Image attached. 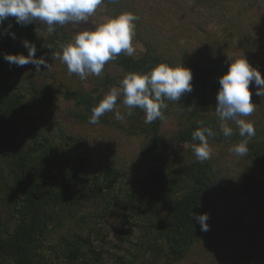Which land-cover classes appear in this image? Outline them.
Instances as JSON below:
<instances>
[{"label":"trees","instance_id":"trees-1","mask_svg":"<svg viewBox=\"0 0 264 264\" xmlns=\"http://www.w3.org/2000/svg\"><path fill=\"white\" fill-rule=\"evenodd\" d=\"M194 2L189 21L181 27L171 23L169 32L175 34L166 36L167 44L158 48L159 42L149 43L141 33L149 54L121 53L100 75L84 80L53 58L71 41L58 27L49 33L45 24L22 26L11 16L0 24V264H189L199 249L216 241L245 244L241 259L264 264V107L252 121L255 136L247 155L231 152L244 138L233 121H227L233 134L223 135L212 101L217 103L219 79L235 59L221 40L212 42L208 28L214 21L228 25L239 31L246 52L264 51V3ZM128 4L108 7L115 16L133 13L139 29L148 27ZM24 40L46 53L50 67L42 66L41 72L73 103L69 121L58 116L54 97L43 92L36 71L4 59L5 54L27 56ZM183 40L188 46L181 45ZM160 63L183 64L193 73L191 92L178 102L164 101L163 120L146 123L139 107L116 120V111H129L121 92L112 112L89 123L106 91L119 89L129 73L146 74ZM250 64L264 76V60ZM256 87L250 84L251 91ZM199 121L216 133L208 138L212 152L204 162L192 149L199 144L192 139ZM168 122L176 128L162 133ZM193 213L209 214L208 231L201 230ZM113 230L117 247L124 249L120 255L105 250Z\"/></svg>","mask_w":264,"mask_h":264},{"label":"clouds","instance_id":"clouds-1","mask_svg":"<svg viewBox=\"0 0 264 264\" xmlns=\"http://www.w3.org/2000/svg\"><path fill=\"white\" fill-rule=\"evenodd\" d=\"M104 0H0V24L8 17H15L16 22L27 26L33 22H40L47 26L52 33L57 25L79 24L87 22ZM264 3V0H261ZM136 15L130 12L120 13L109 18L106 22L95 26L92 30L77 33L73 40L63 45L60 53H54L53 58L59 59L67 66L69 75L76 74L81 80L89 75H100L105 64L123 53L132 56L135 52L133 38L135 35ZM15 38V34H11ZM28 50V55L5 54L4 59L18 67L33 64L40 72L41 67H50L46 59L36 57L37 48L28 40L22 41ZM226 74L219 79L220 88L216 96V114L221 124L220 129L225 137L233 134L232 127L227 121H233L239 128L240 137L244 138L233 145L230 151L238 156H245L249 151V144L255 136L253 122L244 119L250 116L257 106L252 102L250 84L254 82L256 95L264 97V76L261 71L253 67L245 58L230 60ZM193 73L190 68L160 63L146 74L129 73L120 82V88H113L92 108L89 123L96 124L106 112H112L118 96L123 94V105L129 111L122 114L115 112V119L123 121L125 115L131 116V109L139 107L145 113V122L164 119L163 109L167 108L165 100L179 101L183 94L193 89ZM198 127L192 133V139L199 141L192 149L196 158L204 162L211 158L212 149L209 137L216 133L211 127L204 126L199 121ZM194 219L200 224L202 231L209 230V214L193 213Z\"/></svg>","mask_w":264,"mask_h":264},{"label":"rangeland","instance_id":"rangeland-1","mask_svg":"<svg viewBox=\"0 0 264 264\" xmlns=\"http://www.w3.org/2000/svg\"><path fill=\"white\" fill-rule=\"evenodd\" d=\"M252 1V0H251ZM249 2V1H245ZM110 6H115L116 4H120L119 8H126L129 7V4H133L134 7L136 8V11L141 13L142 17V23L141 24H146L148 27H143L141 25V28L139 29V23L138 20H136L135 23V35L133 38V45L135 47V52L132 55L134 58H140L143 55L149 54V48L146 43L142 41V37L144 38H149V43L156 44L158 43V48L162 47L163 43H166L167 39L166 36L169 34H175V32H169L171 28V23L177 21L179 26L181 27L183 24L187 21H189L191 15H193V10L195 9L196 2L194 0H109L107 2ZM111 3V4H110ZM105 2H103L99 8L97 9L96 13L89 18V21L87 22H80L79 24H65L63 26L57 25L56 27L59 28L60 32H64L67 34V36L73 40L74 36L84 30H92L94 29L95 26H98L99 24H102L106 22L109 18L115 17L114 9L111 11V7H108ZM252 5V3H250ZM113 8V7H112ZM238 8V6H237ZM239 9V8H238ZM115 14V15H114ZM119 14V13H118ZM176 15L184 16V18L179 17L178 20L175 19ZM216 15H219L217 13ZM38 25L41 24L40 22H33L28 25ZM43 24V23H42ZM153 25L152 31H147L150 30V26ZM210 33H211V40L212 42L214 40H221L225 45H226V51L229 54L230 57L234 59H239V58H245L250 62V63H256L259 60H264V51H256L255 53H252L251 51L246 52L240 45L239 43V31L236 29H232L228 25H224L219 23L218 21H214L209 24L208 26ZM145 31V32H143ZM150 33H155L152 41L150 36ZM157 34V36H156ZM47 37V34L45 35ZM192 36H195L193 34ZM194 43H197L199 40L197 37L193 38ZM148 42V41H147ZM161 44V45H160ZM167 44V43H166ZM182 46H188V41L183 40L181 42ZM26 56V55H25ZM43 56L45 58L46 53L44 50L40 49L36 53V57L40 58ZM32 66V67H31ZM23 67L25 68H31V70H35V66L33 64H27L24 65ZM42 68V67H41ZM42 70V69H41ZM37 72L36 74L38 76L39 83L43 87V92L45 94L51 95L54 97V108L58 114L59 117L68 120L69 121V115L68 112L72 108L73 103L66 100L63 92L59 89L58 84L53 82L51 79H47L44 77L42 72ZM85 86L88 87V89H92L93 85L88 84L87 82L85 83ZM109 91L105 92V95L108 94ZM252 102L257 104L255 111L248 117H245L244 119L249 120V121H256V114L257 111L261 110V108L264 107V98L262 100V105H259L261 103L258 102L261 97L257 96L256 93V88L252 91ZM120 96V95H119ZM118 96V97H119ZM213 105L215 106L217 103L212 101ZM263 106V107H262ZM174 122L176 121L177 116L174 115L171 117ZM171 126L175 127V124L172 122L166 123V125H163L162 127V133L169 134L171 132L172 128ZM176 130V129H174ZM101 129L99 128L97 130V133L100 132ZM100 134H96V138L99 137ZM94 137V136H93ZM99 153V152H98ZM166 213V212H165ZM114 230L112 233L107 237L109 238L108 240L110 241L109 245H106L105 250H109L112 253H117L118 255L122 254V250L124 249H119L117 244H119L118 239L116 238L114 234ZM102 241H99V245L101 244ZM247 247L245 244L240 248V245L238 243H225V242H217L215 245H213L211 248H205L202 247L201 249L198 250L195 256H193L189 260V264H255L253 263V259H241L242 256H244L243 252H247ZM246 249V250H244ZM251 250H253V254H257L258 247H251Z\"/></svg>","mask_w":264,"mask_h":264}]
</instances>
